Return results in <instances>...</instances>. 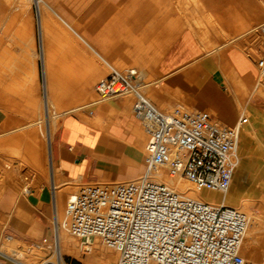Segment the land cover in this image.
I'll return each instance as SVG.
<instances>
[{
	"label": "built area",
	"instance_id": "2783aa9c",
	"mask_svg": "<svg viewBox=\"0 0 264 264\" xmlns=\"http://www.w3.org/2000/svg\"><path fill=\"white\" fill-rule=\"evenodd\" d=\"M258 33L262 47L254 64L258 80L264 82V26ZM141 87L134 72L115 69L95 85L99 100L131 95V115L150 140L139 180L84 184L66 202L69 233L80 243L97 240L118 251L116 264H247L239 253L246 225L242 213L192 199L149 178L165 165L171 175L198 188L226 191L239 162V130L246 115L226 126L204 111L159 109ZM52 236L55 244L53 228Z\"/></svg>",
	"mask_w": 264,
	"mask_h": 264
},
{
	"label": "crops",
	"instance_id": "0c3cea01",
	"mask_svg": "<svg viewBox=\"0 0 264 264\" xmlns=\"http://www.w3.org/2000/svg\"><path fill=\"white\" fill-rule=\"evenodd\" d=\"M15 1L19 2L18 0ZM73 5V3L64 4L63 17H60L49 6L44 4L47 9L54 13L55 18L52 20L48 19L45 13L40 14L38 12L37 20H35L37 28L34 30V35L31 33L33 21L31 14H22L20 17L23 25L15 32L17 36L19 33H25L26 30L30 32L34 41V48L36 47L37 50L36 58L39 56L42 61L41 63L39 60L37 64L36 60L34 61V70L36 72V81H38L39 67L41 68L42 65L44 109L46 108L49 89L53 92L62 89L71 90L75 88L74 85L82 83L83 80L84 83L88 84L89 82V76L85 69L91 68V59L77 58L73 60L72 55L66 54L70 53V51H67L65 46L50 45L52 41L60 43L67 40L69 33L62 28L64 26L78 39H81L96 57L101 58L103 61H105L104 58H109L113 62L129 63L133 58H141V63L151 68L150 73L165 76L167 81L173 75L180 76L183 87L186 89L191 87L200 103L214 113L210 112L214 118L230 120L233 117V115L231 116L233 110L232 98L227 97L222 89L226 88L229 90L224 84L215 58H212L213 60L203 58L202 55L205 56L207 54L201 53L202 50L199 44L194 40L195 37L192 35V31L186 28L182 16H180L182 19L181 23L179 16L175 13L168 16L164 12L166 9L174 8L175 4L172 1L95 0L94 3L86 2L81 9L85 10L84 16L87 21L90 20L88 24L94 26V47L82 39L71 27L73 20L80 19L73 16ZM30 7L31 4L22 10H29ZM15 9H17V6H15ZM93 10L94 19L88 18V15ZM142 10L152 12L143 17ZM52 24L60 27L52 29L49 27ZM48 33L54 34L48 39ZM71 44L72 48H78L72 37ZM51 48L55 49L57 55L62 54L64 57L58 60V62L61 61L62 65L60 69L53 67L55 61L51 57ZM23 53L25 51L22 50L21 56H24ZM16 55L19 54L16 53ZM226 55L238 74L244 76L251 71V65L240 59L232 58L229 52ZM20 59L23 62L17 61L20 62L17 63V70L15 68L11 71L12 74L16 73L14 75L17 79L27 72L26 59L24 57H20ZM19 67L24 69L22 74L18 73ZM131 72L135 71L132 70ZM142 73L145 72L142 71ZM7 81L10 80L7 79ZM167 87L173 88L171 86ZM173 89L181 90L180 88ZM3 92V89L0 88V125L5 120L15 121L11 107L14 106L17 96L9 93L8 95L5 92L4 95L2 94ZM113 104L115 105V102ZM255 112H258V116L256 118L252 116L251 122L257 130V125L253 121L260 123L264 119L261 111ZM51 153V162L53 163L50 164L59 169L61 176L66 179L79 180L80 182L94 179V177H97L96 174L100 172L109 174L111 178H117L122 176L119 174V169L125 167V159L136 162H139L140 159V153L135 151L134 147L124 139L95 129L75 117H65L62 120L55 131ZM124 157L126 158L123 159ZM126 175L124 174L123 176ZM250 175L251 177L255 176L252 179V183L255 186L261 185V180L256 172ZM48 190L44 188L36 192V189H31L28 193L23 194L20 199L18 196L1 199L0 207L6 214L10 215L7 218L15 227L20 230L29 228L32 234L36 233L39 231L38 224L31 222L32 211H42L46 214L49 202L52 209V217L54 214L52 194L50 195ZM28 195L29 197L26 199L25 197Z\"/></svg>",
	"mask_w": 264,
	"mask_h": 264
},
{
	"label": "bare ground",
	"instance_id": "6f19581e",
	"mask_svg": "<svg viewBox=\"0 0 264 264\" xmlns=\"http://www.w3.org/2000/svg\"><path fill=\"white\" fill-rule=\"evenodd\" d=\"M169 1L170 2L172 1L176 7L179 6L182 9L186 28L192 31L193 33L192 35H194L195 37L194 40H196V43L198 42L203 54L215 53L214 54L215 62H217L216 64L221 72L222 78L224 80V84L232 92L234 96L233 99H235L236 103L241 104L242 98L245 96L250 86H252L250 94L257 93L260 97L264 96V82H262L261 80H256L258 75L256 76L255 80L253 78V72H255V69H256L255 64H253V66L251 64L254 62L253 57H252L253 59L252 58L249 59V56L248 58L247 56H244L246 53L243 55L242 54L243 52L241 53L240 51H237V50H230L229 53H230V56H232V58L234 57V58L240 59L244 61L245 63H247L248 65H251L250 66L251 71L249 73H246L244 76H242L236 72L234 67L228 61L226 57L227 56L226 52L224 51L226 48L220 52L218 49H216V47H218L216 45L219 44V43L217 44L218 40L220 41V39L221 40L224 39L227 42H235L242 36L241 35L242 30L246 29L250 25V23L254 22L255 20L257 19L260 20L259 18L264 16V4L262 7L260 3L257 1L256 2L258 4H256L254 2L255 0L254 1L241 0L240 3L242 2L243 3L249 2V3L247 4L246 7H244L245 9H243L241 12L239 11L241 9H239L236 12L237 15L235 18L232 17V20L235 19V21L230 20L232 21V26H231L232 29L230 28L231 31L229 29L228 31L226 27H224L222 22L220 21V16L222 17V15L219 16L220 13L216 14V13H213V11L211 10V7L220 3V0H169ZM191 2L194 7L192 6L191 9H189L188 5ZM238 2L236 1V3ZM240 3H239V6H240ZM30 4H31V0H27L26 3H23L25 7H29ZM237 8L235 10H237ZM259 22L260 21H258L257 23ZM260 26H264V23H262ZM257 27H254V29H251L249 32L247 31L249 29L246 30L248 32L246 33V36L247 35L249 36L250 34V37L247 38L249 39V42H251L253 36L255 35V33L253 35V32L255 31ZM234 32L236 33L239 32V33L235 35ZM18 37L19 38L17 39V41L23 43V45L26 46L27 49L29 48V50L32 51V52L30 51L31 52L30 54H28L25 51V53H23L24 56H22L24 57V59H26L25 65L27 67V72L26 74L21 75L18 79L15 78L14 74L16 73L14 74L11 73L12 77L6 78L10 80L8 81V83L4 82L3 81L4 78L2 79L0 75V83L4 84L2 85V87L4 90H6L5 92L6 94H8L9 92L17 93L19 95H22L25 98V101H24L25 103L30 104V105H35L36 101H34V98L32 97L33 96L32 93L34 92V88H35L34 83L36 81L34 61L36 60L37 55L35 52H33L35 45H34L33 38L31 37V34L28 30H26L25 33H19ZM215 37L220 38V39H216ZM72 39L78 48L82 49V51L85 49V47L82 48V46H80V44H78V42L74 38ZM23 40L28 41V43L30 44L29 45L24 44ZM245 40L246 38L243 41L240 40V43L243 42L241 44L248 45V41L247 40L245 41ZM240 43L238 41V44ZM238 44H236L237 45L236 47H238ZM243 45L241 47H243ZM227 47H230V46H227ZM19 55L21 54L19 53ZM19 55L12 56L11 54H8L7 52L4 53V50H3L0 53L1 68H2L1 61L6 60L8 62H11L10 64L11 68L12 70H14L17 66V63H20V62H17L19 61L18 58L20 59ZM104 63L107 64V66L110 69H114L110 67L106 61H104ZM185 64L187 63L185 62ZM90 65H91V68H93V66L96 65L95 61L90 60ZM1 68H0V74L2 71ZM263 69H264V61H263ZM7 70L8 69H6L5 72ZM8 71L11 72L10 70ZM2 75L3 77H5L7 74L5 76L4 74ZM6 79L5 81H7ZM83 81L82 83L74 85L75 88L71 89L72 91H70V89H62L56 92H53L51 89L48 90L45 111L46 113L48 112L49 104L51 103L52 109L54 110V117L48 118V115H47L45 118L46 128L44 130V133H42V138L46 144V148H44L45 146L43 142L42 141L40 142L39 140H37V137L35 136V134L34 135L31 134V132L29 133L26 132V134L18 133L16 135L10 136L9 138H3L8 133L7 131H9L10 126L14 123L13 121L5 120V122H2V124L0 125L1 127L0 128L1 129L0 131L1 132L0 133V151L2 152L6 151V152L11 153L14 156L21 157V159H23V161L26 163L27 165L26 167L31 169L34 173H38L42 175L46 181L50 182V185L52 187V199H53V211H54V214L52 217V225H53V232H54V237H55V244H53L52 246L55 252V256H54L55 259L54 260L48 259V261H53V262H56L57 264H63L64 259L62 257L68 256L80 262H83V264H115L116 260L118 259V251L110 249L109 247H107L106 245L102 244L101 242L97 240L89 244L80 243L74 236H72L69 233L67 221H66L67 218L65 219L66 215L64 216L65 209H63V204H66L65 202H67L70 198H72L75 195V193L73 191H72L73 193L69 192V189H71V187L69 186L70 183H63V184L60 183V178L62 176L58 168H56L52 164H50L49 167H47L46 165L47 164L46 161L48 160L51 161L52 159V155H51L52 153L50 149L52 131L54 128H57L60 125V123L57 120L64 113L78 110L83 107L96 105V116H95L96 118H95V121L91 124L98 125V126L103 125L102 127H105L106 130L110 132L111 134L115 135L117 133L118 137L121 139H124L128 144H131L134 147L135 151H138L139 153H144L145 148L147 144L149 143L150 138H149V135L144 131V129L139 124L137 125L133 121L127 120L129 117L128 108H127V103L129 102L128 98H125L124 96L121 102H119L121 103V105H119L120 108H117L113 106L112 104L106 102L105 100L94 99L95 94L93 95L89 91V89H87L88 84L84 83ZM5 93L3 92L2 94L5 95ZM163 93L168 98H176V99L178 98L179 99V98L186 97V96H183V91L179 89L169 88L167 86ZM83 98H88V99L92 98V100L90 99L86 103L77 104L80 102L79 100L81 99L84 100ZM151 102L153 103V101ZM153 104L157 108L162 109V107L157 106L155 103ZM175 107H180V106H175ZM56 108L58 110L60 109V111H57ZM181 108H184V107H181ZM184 109L191 110L187 108H184ZM241 113H244L246 115L247 113H251L254 118L258 116V112H250V111L248 112L246 109H243V108L241 109L239 114ZM218 121L220 122V120ZM89 122H92V120ZM21 129H24V128L19 127L14 131H19ZM241 132L244 133L245 136H248V138L250 136V138H255L258 140L256 127L253 126L252 122H248V117H247L246 124H244L239 130V137H240ZM239 144L241 143L240 142L238 143V147H239ZM125 158L126 157H124L123 159ZM124 161H125V164L127 165H134V166L139 167V163L136 161H132L128 159H125ZM238 164L236 166H238ZM17 171H18V167H17V170H15V168L12 167L9 161L7 162L6 166L0 165V201L1 199L11 198L14 195L18 196V194L21 193V191L23 192L22 194H26L30 190L28 189V186H25L23 184L25 178H23L22 174H20L22 170L20 173L19 171L18 172ZM140 177L141 176H138L136 180H139ZM254 177L255 176H253L252 179H254ZM149 178L154 181L162 182L166 184L170 189L176 192H179L187 197L209 202L213 206H227L228 207V206L233 205L234 209L242 213L246 218V225L242 233L240 249H239L240 255L243 257L244 261L247 264H264V254H262V251L259 249L260 246L257 247L259 244L256 245L257 243H259V240H261V242L264 243V214L258 213L249 208V203L252 204V202L251 201L248 202V198L253 195L252 188L244 189L241 192L240 196H237L233 189H227L226 191L223 192V194L220 195L222 196V198L217 197L216 195H219L217 192L208 191V190L203 191L201 188H198L196 185H194L192 182L185 179L184 177L179 176V175H171L168 167L165 165L157 167V169L149 176ZM68 180L75 181V179H68ZM96 184L102 185L105 183L99 182ZM32 189H35V188H32ZM8 216L10 215L6 214V217ZM42 251L43 250L40 249L39 246H36V245L30 246L27 248L26 244L22 243L20 240L14 237H11V236H7L3 240L0 241V253L6 256L10 255V257H12V259L14 260L15 259L21 260L22 262L21 261L20 262L23 264H38V261H40L39 264H42V262H44V260H42L43 258L42 256L43 254H41ZM84 254L87 255V258L82 259L81 255H84ZM258 257L259 258L261 257V260L258 259Z\"/></svg>",
	"mask_w": 264,
	"mask_h": 264
},
{
	"label": "rangeland",
	"instance_id": "374dc122",
	"mask_svg": "<svg viewBox=\"0 0 264 264\" xmlns=\"http://www.w3.org/2000/svg\"><path fill=\"white\" fill-rule=\"evenodd\" d=\"M18 1H19L18 2L19 4L15 0L14 1L13 0H1V2H0V8H1L0 16H1V23H2V26L0 27V46H1L0 53L4 50V53L7 52L8 54L15 56L16 53L21 54L22 50L26 51L28 54H30L32 52L31 50H29V48L27 49L26 47H24L23 43L17 41V38H19V37L15 34V32L18 29H20L23 25V21L21 20V17H20L22 14H31V16L33 18L32 31H31L32 35H34V33H35L34 30L37 28L35 26V20H37L38 12L40 14H42L44 12L45 15L48 17V19H51V20L54 19L55 18L54 13L51 10L47 9L44 6V4L49 6L60 17H63V6H64V4L73 3L74 4L73 5L74 8L72 11L73 16L80 18V19L73 20L71 23L72 24L71 27L74 29V31H76V33L82 39H84L91 46L94 47V26H91L88 24V22L90 20L87 21V19L84 16L85 10H83L81 8L85 5L86 2L94 3L95 0H31V7L29 10H26V11L22 10L25 7L22 4L26 3L27 0H18ZM236 1L238 2V0H225V2H224V0H220V3L211 7V10L213 11V13H216V14L220 13L219 16L222 15V17L220 16V21L222 22L223 26L226 27L227 30L229 29L230 31L232 29L231 28L232 21H235V19L232 20V17L235 18L237 15L236 12L239 9H241V10H239L241 12L243 9H245L244 7H246L247 4L249 3V2L240 3L241 0H239V2L236 3ZM252 1H254V0H252ZM256 1L259 2L260 5L263 7L264 0H255L254 2L256 4H258ZM239 3H240V6H239ZM15 6H17V9H15ZM192 6H193L192 2L189 3V5H188L189 9H191ZM236 8H237V10H235ZM40 9L42 10V12ZM43 10H45V11H43ZM230 10H231V12H230ZM225 11H226V13H225ZM151 12L152 11H145V10L141 11L143 17L147 14L149 15ZM164 12L167 13L168 16H170V14H172V13H175L177 16H179L180 21L182 23V19L180 16L183 17V11L179 6L178 7L174 6V8H172V9H166ZM263 17L264 16L260 17L259 18L260 20H258V19L255 20L256 22L255 21L252 22L253 24L250 23V25L246 29L242 30L241 35L243 36V34H244V36L243 37L241 36L242 38L240 37L235 42H227L223 39L225 42L224 43L223 40L215 37L216 39H220V41L218 40V42H217V44L218 43L219 44L216 45L218 47L215 46L216 49H218L220 52L226 48L224 50L226 53L230 52V50H237V51H240L241 53L243 52L242 53L243 55L246 53L244 56H247V58L249 56V59L252 57L254 58V59L252 58L253 60H256L257 58H259V56H260L259 50L261 49L262 46H261V36L258 33V27L262 23H264ZM88 18L94 19V10L88 15ZM230 20H232V21H230ZM258 21H260V22L257 23ZM56 23H58V22H56ZM49 27L54 29V27L59 28L60 26L59 25L54 26L52 24V25H49ZM254 27H257L255 29V31L253 32V35H254V33H255V35L253 36L251 42H249V39H247V38L250 37V34H249V36L248 35L246 36V33H248L251 29H254ZM62 28L64 30H66V32L69 33V35L67 36V40L63 41V42L61 41L60 43H58L56 41H52V42H50V45L51 46L59 45L61 47L65 46L66 50L70 51V53H66V54L72 55L73 60H76L78 58V59H87V60L91 59V60L95 61L96 65H94L93 68H91L92 70L88 69V68L85 70L89 76L88 89L93 95L95 94L94 99H99L98 95L95 92V85L97 82H99L101 79H103L105 76L108 75V73L110 72V68L107 66V64L104 63V61L101 58L96 57L95 54L91 50H89L88 47H86L84 45V43L81 39H78L66 27L62 26ZM247 29H249V30H247ZM234 33L236 35L239 32H237V33L234 32ZM53 34L54 33H48L47 34L48 39L50 38V36H53ZM71 37L74 38L78 42V44H80V46H82V48L85 47V49L82 51V49H79V48H72ZM245 38L248 41V45L247 44H245V45L241 44L243 42L240 43V40L243 41ZM253 40H255V41H253ZM238 41L241 45L238 44ZM23 42H24V44H27V45L30 44L26 40H23ZM229 43H231V44H229ZM236 44H238V47H236L237 46ZM220 45H221V47H220ZM225 45L230 46V47H227ZM242 45H243V47H241ZM2 48H3V50H2ZM239 49H241V50H239ZM51 51H52L51 57H53L52 59H54V61H55L53 67H55L56 69H60V67L62 65L60 63L61 61L58 62V60L63 59L64 57L62 56V54L57 55L55 53V49L51 48ZM33 52H35L37 54L36 47L33 49ZM201 53H203V52H201ZM214 54L215 53H211V54H207L205 56L202 55V56H203V58L212 60V58H214V56H215ZM22 56L20 55V57H22ZM18 60L20 62H22L21 59L18 58ZM39 60H40V58L38 56V58H36V64ZM104 60L109 64L110 67L114 68L115 70H117L121 73L130 72L132 70L135 71L134 72L135 76L137 77L139 83L142 84L141 92L145 96H147L151 101H153V103H155L157 106L162 107V109H168L171 107L180 106V107H184V108L191 109V110L204 111L207 113L212 112L208 107H206L200 103L199 99L197 98V96L195 95V93L191 89V87L189 89H186L185 87H183V85L181 83V77L178 75H173L171 77V79L167 81L165 76L150 73L151 68L149 66L143 65L141 63V58H133V59H131V62H129V63L113 62L109 58H104ZM1 62H2V68H1V66H0V68L2 71H1L0 75H1L2 79L4 78L3 81L8 83V81H5V79L7 77L8 78L12 77L11 72L8 71V70L12 71V68L10 65L11 62H8L6 60H2ZM41 63H42V61H41ZM251 64L253 66L254 62ZM3 69H4V71H3ZM6 69H8V70L5 72ZM142 71H144L145 73H142ZM23 72H24V69L22 67H19L18 73L22 74ZM9 73H10V75H9ZM2 74H4V76L6 74L7 75L5 77H3ZM256 76H257V71L255 69V72H253L254 80H255ZM256 80H258V76H257ZM219 84H221V83H219ZM2 85H4V84L0 83L1 89H3ZM165 85L171 86L173 88H180L183 91V96H186V97L185 98H179V99L166 97L165 94L163 93L165 91V88H166ZM43 86H44V82H43L42 65H41V68L39 67L38 81H36L34 83L35 88H34V92L32 93L33 94L32 97L34 98V101H36L35 105H30V104L25 103L24 102L25 98L22 95L9 92V93L17 96L16 97L17 99H16V102L14 103V106L11 107V110H13V116H14L15 121L10 126L9 131H7L8 133L3 138H9L10 136L16 135L18 133L19 134H26V132H28V133L31 132V134H33V135L35 134V136L37 137V140H39L40 142L41 141L43 142V144L45 146L44 148H46V144L42 138V133H44V130L46 128L45 118L47 115H48V118H53L54 117V110L52 109L51 103L49 104V108H48L47 113L45 111L46 108L44 109V107H43V100H44V87ZM251 88H252V86L249 87V90L247 91L245 96L242 98L241 104L236 103L235 99H233L234 98L233 94L229 90H227L226 88H222L223 91L225 92L226 96L229 98H232V102H233V110H232V114H231V116L233 115V117L230 120L229 119H226V120L218 119V120H220V122L223 125L234 126L238 120V117L240 115L239 113H240L242 108L246 109L248 112L249 111L250 112L261 111L262 117L264 119V96L260 97L257 93H251L250 94ZM163 89H164V91H163ZM70 91H72V90H70ZM4 92H6V90H4ZM72 94H73V92H72ZM255 94H256V96H255ZM125 98L129 99V102H128L129 105L127 103L129 117L127 120L128 121L131 120L138 125V123L133 119L131 112H130V104L132 101V96L126 95ZM83 99L84 100H82V99L79 100L80 102L77 104L86 103L90 99L92 100V98H90V99L83 98ZM122 99H123V97H121L119 99H114L113 101H106V102L112 104L113 106H115L117 108H120L119 105H121V103H119V102H121ZM113 102H115V105L113 104ZM25 105H27V106H25ZM36 107H38V108H36ZM40 108H42V109H40ZM40 110H41V112H40ZM57 111H60V109L59 110L57 109ZM95 116H96V105L83 107V108L78 109V110H74L71 112L64 113L57 121L61 124L62 120L65 117H75V118H78L80 121L88 124L89 126L94 127L95 129H99L101 131H104L107 134L109 133L110 135H114V134H111L110 132H108L105 127H102L103 125L98 126V125L91 124L95 121V118H96ZM246 117H248V122L252 121V114L251 113H247ZM91 120H92V122H89ZM253 123L257 125L258 140L255 138H250V136L248 138V136H245V134L241 132L240 137H239L240 138L239 142L241 144H239V147H238L239 164L234 169L232 181H231V184H230L228 189H233L235 191L236 195L240 196L241 192L244 189L252 188L253 195L248 198V202H250V201L252 202V204L249 203V208L251 210L258 212V213L264 214V121H262L260 123L259 122L256 123L255 121H253ZM16 127L17 128L23 127L24 129H21L19 131H14L17 129ZM57 128H54L52 131V137H51V143H50L51 149H52V145H53V139H54L55 131L57 130ZM0 131H1V129H0ZM241 135H243V136H241ZM114 136L118 137V134L116 133ZM1 159H3V160H1ZM0 160H1L0 165L6 166L7 162L9 161L11 163L12 167L15 168V170H17V167H18L19 173L22 170V172L20 174H22L23 178H25L23 184L25 186H28V189L31 190L32 188H35L36 192H37L39 190L46 188L47 190L49 189L48 191H50V195L52 194V187L50 185V182L46 181L42 175H40L38 173H34L31 169L26 167L27 165L23 161V159H21V157L14 156L11 153L6 152V151H3V152L0 151ZM46 163H47L46 164L47 167H49L51 161L48 160V161H46ZM138 163H139V167L134 166V165L125 164V167H122V169H119V174L122 176H119L117 178H113V177L111 178V176H109V174H107L105 172H100V173L96 174L97 177H94V179H90L89 181H86V180H83L81 182L79 180L69 181L68 179H66L64 177H61L60 183L61 184L70 183L69 186L71 187V189H69V192L76 193L77 189H79V187L83 186L84 184H93V183H99V182L105 183V184H112V183H117V182H127L130 180H135V179H137L138 176H142V174L144 172L143 153H140V159H139ZM255 172L261 180V185H259V186H255L252 183V177L253 176L251 177L250 174L255 173ZM124 174H127V175L123 176ZM63 176H65V175H63ZM36 185H38V186H36ZM202 190L205 191L207 189H202ZM22 193L23 192L21 191V193L18 194L19 199L22 198V195H23ZM30 193H31V191H30ZM217 193L219 195H216V196L222 198V196H220V195L223 194V192L222 193L217 192ZM14 196H16V195H14ZM28 197H29V195L26 196L25 198L27 199ZM65 201H67V200H65ZM65 205L66 204H63V209H65ZM228 207L234 208L233 205L228 206ZM47 211L48 212L46 214H45V212H42V211H40V212H37L35 210L32 211L31 222L37 223L38 224V230H39L38 232L32 234L29 231V228H26L25 230H20L17 227H15L11 223L9 218L6 217V213L0 207V241L3 240L7 236L14 237V238L20 240L22 243L26 244L27 248L30 246H35V245L39 246V248L43 250L41 253V254H43L42 260H44V261H47L48 259L54 260L55 259V257H54L55 252H54V249L52 246L53 245V243H52V240H53L52 239L53 238V236H52V209H51L49 202L47 205ZM64 216H65V213H64ZM65 219H66V217H65ZM66 221H67V219H66ZM43 239H45L46 241L43 242ZM20 245H22V244H20ZM256 245H258L257 247H259V246L261 247V248L259 247V249L262 251V254H264V243L261 242V240H259V243H257ZM0 257L3 258V262L5 264H12V263L23 264V263H21L22 262L21 260H18V259L14 260V259H12V257H10V255L6 256V255L0 253ZM51 257H53V258H51ZM81 257H82V259L87 258V255L84 254V255H81ZM62 258L64 259V264H83V262H80V261H78L72 257L63 256ZM258 259L261 260V257L260 258L258 257ZM7 260L10 262H8ZM117 260H116L115 264L117 263ZM39 263H40V261H38V264Z\"/></svg>",
	"mask_w": 264,
	"mask_h": 264
}]
</instances>
